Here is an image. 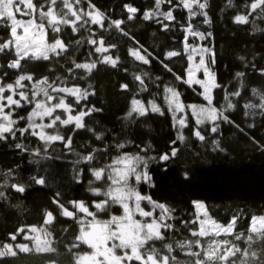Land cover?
Masks as SVG:
<instances>
[{
    "label": "trees",
    "instance_id": "obj_1",
    "mask_svg": "<svg viewBox=\"0 0 264 264\" xmlns=\"http://www.w3.org/2000/svg\"><path fill=\"white\" fill-rule=\"evenodd\" d=\"M250 2L251 0H233L235 7H226L227 0H208L206 11L211 22L205 24L203 17L199 16L192 20V24L199 31L212 34L207 40H203V43L215 51L216 63L212 70L216 74L217 82L222 86L214 90L213 103L217 107L224 103L225 88L229 92L241 91V97H231L237 107L228 113L240 128L220 122L219 131L212 133L209 123L202 129L206 139L200 141L192 135L195 120L189 112L190 124L184 130L187 139L177 142V155L163 162L159 160V156L171 152V142L176 138L172 114L167 111V105L164 103L165 86L174 87L180 93L183 103L187 105L205 102L199 85L190 87L175 78H186L185 70L189 67L187 57L183 54L185 33L181 28V25H187V10L174 9L176 20L165 21L170 25V30L165 31L162 25L156 23L157 18L143 19V13L154 8V0H91L108 18L104 27L89 24L75 34L70 27L66 28L61 33V38L70 45L67 52L50 62L29 63L25 65V72L36 79L47 76L52 81L60 77L61 80H66L68 86L76 84L94 92L88 100L74 107L78 111L85 106L94 105L102 110L86 117L85 122L87 127L94 129L96 133H104V138L98 141L92 132H73L74 125L62 126L65 137H73L72 151L65 149L63 143L55 142L46 153L41 151L40 155H34L33 152L42 146L35 137L0 141V183L3 182L4 174L13 170V175L8 177L9 183H23L27 186L24 193H18L11 188L4 189L7 198L0 199V242H11L8 234L18 227L33 224L40 226L45 210L53 211L54 215H57L58 209L51 203V198L56 192L61 193L62 202L83 200L90 210L95 211L92 201L103 197H95L87 190L89 181L93 180L88 171L89 167L103 166L110 163L111 158L120 152L135 153L149 144L151 147L147 149V155L157 158L149 163L148 169L155 187L141 184L139 191L173 210V219L169 222L174 227L173 230L164 232L165 242L193 239L190 230L198 228V224L190 223L195 219L197 212L193 201L204 202L210 216L220 223L227 224L233 215L240 217L236 231L247 235L251 216L264 215V148L260 147L264 146V116L243 115V105L247 101L259 102V97L253 96L250 90L258 88L264 91V77L259 75V70L264 69V20L259 17L257 10L249 17L248 24L234 22L236 15L247 14L250 9L246 8V4ZM173 3H176V0H173ZM125 4L139 9L131 20L123 7ZM79 7L88 11L87 0H82ZM168 7L167 4L162 5L164 11H167ZM117 19L124 21L121 25L123 32L109 27L110 21ZM124 32L128 35H124ZM8 35V31L0 27V42L8 39ZM90 36L97 41L103 37L104 46L109 48L105 54L120 58L117 67L98 62L97 69L91 74L83 69H74L69 73L68 68L73 66V61L91 62L102 58V54L88 55L90 51L94 52L95 47L87 43ZM77 40L82 43L77 45ZM190 41L192 40L189 38ZM110 45L116 47H109ZM140 46H143L142 55L150 54L149 64H144L129 54L130 49L135 50ZM169 51H178L181 55L166 58ZM240 57L245 59L241 61ZM12 58L11 54H0V65L5 66L0 68V74L8 71L9 76L14 79L18 74L16 70L6 68ZM161 61L172 71L168 72ZM237 72L246 73L243 78L244 88H240L239 80L235 77ZM144 73L147 75H143ZM136 75L143 77L147 91H140L141 85L135 79ZM12 79H6L5 82L11 83ZM122 84H127L128 89H122ZM133 97L145 103L155 99L165 110L164 115L149 112L144 117L134 115L132 119L126 120L125 116ZM72 99L68 97L69 102H72ZM29 111L30 106L27 111H20L19 115L27 116ZM255 111L259 113V109ZM19 126L24 127L25 122L21 121ZM213 141L218 142V148ZM17 142L26 144L29 151L17 150ZM119 143H124L125 148L116 149L115 145ZM93 148L102 151L97 153V160L92 165L83 162L74 165V161L78 159L77 153L86 155ZM144 154L141 152V155ZM74 168L84 169L80 183L74 179ZM32 176H44L46 186L29 184V177ZM93 186L103 188L104 184L97 181ZM146 208L149 209L150 206ZM119 214H122V209L114 205L109 213H100L98 218L103 220L108 219L110 215ZM63 229H67V232L62 231ZM50 230L56 237L55 253L18 252L15 257L0 258V264H74L73 252L67 251L65 245L78 234L79 225L71 218L57 215V221L50 226ZM19 241L21 238L18 237ZM155 247L161 248L162 244L156 242ZM240 247H245V244L240 242ZM254 248H264V244L257 243ZM78 251L89 249L86 245H81ZM174 255L180 264L189 259L180 250H176ZM261 259H264V253L261 254Z\"/></svg>",
    "mask_w": 264,
    "mask_h": 264
},
{
    "label": "snow or ice",
    "instance_id": "obj_2",
    "mask_svg": "<svg viewBox=\"0 0 264 264\" xmlns=\"http://www.w3.org/2000/svg\"><path fill=\"white\" fill-rule=\"evenodd\" d=\"M82 0H0V27L8 31V39L0 42V54H11L12 59L7 63L8 70H16L18 74L12 79L8 71L0 74V141H17L19 138L35 137L41 142V147L33 150L34 155L45 153L55 142L63 143L65 149L72 151L73 137L62 133L61 127L74 125L73 132L77 130H87L92 132L96 140H103L104 133H96L94 129L87 127L86 117L102 111L92 107H83L78 111L74 105H80L82 101L88 100L90 92L87 88H81L73 84L68 86L66 80L57 77L50 81L44 76L39 79L25 72V65L38 61H52L62 57L70 47L61 38V33L70 27L75 34L87 25H99L104 27L106 15L88 2V11L79 7ZM167 4L168 10L164 11L162 5ZM124 9L128 13V19L134 18L139 9L130 4H125ZM208 0H154V8L143 13L144 20H151L154 17L156 23L162 25L163 30H170V25L165 21H175L174 9L182 8L187 10V25H181L184 35L183 54L186 55L189 67L186 71V78L176 76L188 86L199 85L202 88L200 93L207 102L204 105H185L180 99V93L174 88L165 86L164 103L167 111L172 114L173 128L176 129V138L171 142L173 147L170 153L159 156L163 162L169 161L177 155V142H182L187 137L184 130L189 127V110L195 120V127L192 135L204 141L202 134L203 126L211 124L210 131L217 133L220 129V122L234 125L230 113L237 105L231 97H241V91L229 92L225 88L224 103L217 107L214 101L213 91L222 86L217 82L216 74L212 70L215 65V51L211 47L189 43V37L207 40L212 34L200 32L193 24L195 17H203V23L211 22L207 14ZM226 7H235L233 0H227ZM250 9L247 14H238L234 22L248 24L249 17L258 10L259 17L264 20V0H251L246 4ZM123 20H112L109 27L124 31L121 25ZM89 31H91L89 29ZM51 33V35H50ZM124 35H128L124 32ZM77 45L82 41L77 40ZM87 43L95 46L94 52L90 51L89 56L102 54V58L91 62L77 63L73 61V66L68 68V72L74 69H83L91 74L100 64L110 65L115 68L119 62V56L113 58L106 55L109 48L104 46V39L99 41L88 38ZM139 42H137L138 44ZM98 44V46H96ZM109 47H116L110 45ZM130 49L129 54L136 60L144 64H149V55H142L141 49ZM181 52L169 51L166 58L180 56ZM198 57V60H197ZM207 57V59H206ZM158 59V58H157ZM241 61L245 58L240 57ZM162 66L171 72L172 69L161 61ZM0 65V68H4ZM254 68L255 66L252 65ZM198 73L203 74V79L198 77ZM143 75H147L144 73ZM245 72L235 73L239 80L240 88H244L243 78ZM259 75L264 77V69L259 70ZM6 79H12L11 83H6ZM135 79L140 82V91H147L145 81L141 75H136ZM59 81L60 83H57ZM27 82V83H26ZM122 89L127 90L128 85L122 84ZM251 94L259 97V102L247 101L243 108L244 116L261 115L264 116V91L252 88ZM68 97L73 98L69 102ZM31 111L27 116L19 115L20 111ZM7 109V111H6ZM259 109V113L255 110ZM75 112V115L73 113ZM151 113L164 115L165 110L161 108L156 100L145 103L135 97L132 98L129 111L125 119H132L135 116L144 117ZM15 115V118H14ZM47 118V122L45 119ZM25 122L24 127H20V122ZM253 125H248L252 127ZM213 143L219 147L218 142ZM259 146V145H258ZM116 149H124L125 144L115 145ZM147 145L135 153L120 152L111 158V162L100 167H89L93 180L89 181L88 191L95 197H103L92 201L95 211L90 210L88 204L83 200H70L62 202L61 193L56 192L51 198V203L58 209L57 215L63 218H71L79 225V232L74 239L65 245L67 251L73 252L74 264H180L174 253L176 250L184 252L189 257L184 264H264L261 254L264 248L255 249L257 243L264 244V215H252L247 235L237 232L236 227L240 217L233 215L227 224L220 223L213 219L206 205L201 201H193L197 209L195 219L190 223L198 224V228L190 230L193 239L182 241L165 242L164 232L173 230V210L164 203H159L149 195H143L139 191L141 184L155 187L152 177L149 175V163L156 157L147 155ZM264 148V146H260ZM15 148L21 151H29L24 143H15ZM101 149L93 148L86 155L77 153L78 159L74 165L85 163L92 165L97 160V153ZM144 152V155H141ZM74 179L80 183V177L84 169L74 168ZM167 171V169H165ZM13 175V170L4 174L3 182L0 183V199H6L4 189L11 188L18 193H24L27 186L23 183H9L8 177ZM185 174V179H187ZM102 182L103 188L94 187L95 182ZM44 176L29 177V184L46 186ZM67 205V206H66ZM118 205L122 209L121 215H110L108 219H99L100 213H109L112 206ZM146 206H150L146 210ZM159 210V211H157ZM200 210H203L201 213ZM57 215L53 211L45 210L42 215L43 223L21 226L14 232L8 234L11 242H0V258L15 257L19 253H55L54 247L56 237L50 230V226L57 221ZM139 217V219L137 218ZM62 231L67 232V229ZM18 237L21 241L18 242ZM225 237V238H221ZM227 237H232L228 239ZM160 242L161 248L155 247V243ZM240 242L245 247H240ZM81 245H86L89 251H78ZM75 250V251H74ZM186 250V251H185Z\"/></svg>",
    "mask_w": 264,
    "mask_h": 264
},
{
    "label": "rangeland",
    "instance_id": "obj_3",
    "mask_svg": "<svg viewBox=\"0 0 264 264\" xmlns=\"http://www.w3.org/2000/svg\"><path fill=\"white\" fill-rule=\"evenodd\" d=\"M202 2H203V0H202ZM200 32H202V31H200ZM190 38V40H194L192 37H189ZM192 41H190L189 43H195V44H199V45H203V46H206V47H208L206 44H204L203 43V41L202 40H199V38H196L193 42ZM206 59H207V57H206ZM197 60H198V57H197ZM198 75V77L199 78H201V79H203L204 77H203V74L202 73H198L197 74ZM213 95H214V91H213ZM180 99H181V97H180ZM145 103V102H144ZM207 102L205 101L204 103H201V104H195V103H193V104H195V105H204V104H206ZM185 104V103H184ZM145 105L147 106V103H145ZM185 105H187V104H185ZM189 105H191V104H189ZM189 112H190V110H189ZM73 115H75V114H73ZM45 122H47V118L45 119ZM189 124H190V122H189ZM194 127H195V121H194ZM185 135V134H184ZM202 202V201H201ZM204 203V202H203ZM205 204V203H204ZM147 209V208H146ZM148 210V209H147ZM200 212L202 213L203 212V210H200ZM119 215H121V214H119ZM137 218L139 219V217L137 216ZM176 256V255H175ZM177 257V256H176Z\"/></svg>",
    "mask_w": 264,
    "mask_h": 264
}]
</instances>
